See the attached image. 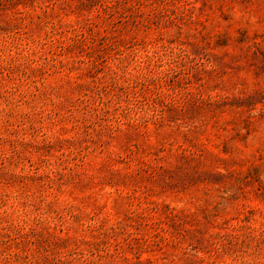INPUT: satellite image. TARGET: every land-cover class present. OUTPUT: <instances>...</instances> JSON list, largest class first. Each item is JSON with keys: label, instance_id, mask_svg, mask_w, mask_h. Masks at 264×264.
Listing matches in <instances>:
<instances>
[{"label": "rangeland", "instance_id": "obj_1", "mask_svg": "<svg viewBox=\"0 0 264 264\" xmlns=\"http://www.w3.org/2000/svg\"><path fill=\"white\" fill-rule=\"evenodd\" d=\"M0 264H264V0H0Z\"/></svg>", "mask_w": 264, "mask_h": 264}]
</instances>
